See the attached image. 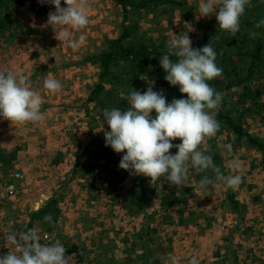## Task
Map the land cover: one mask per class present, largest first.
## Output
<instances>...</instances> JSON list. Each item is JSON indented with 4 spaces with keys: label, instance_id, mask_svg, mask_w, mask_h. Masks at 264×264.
I'll return each mask as SVG.
<instances>
[{
    "label": "rangeland",
    "instance_id": "1",
    "mask_svg": "<svg viewBox=\"0 0 264 264\" xmlns=\"http://www.w3.org/2000/svg\"><path fill=\"white\" fill-rule=\"evenodd\" d=\"M87 2L90 22L84 29L74 30L75 34L71 36L72 39H83L84 43L78 49L70 50L68 54L75 58L69 62L63 53L54 51L57 62L51 65L52 69V66L71 63L62 77H70L71 73L74 77L58 79L62 88L55 93L45 89L42 82L43 118L38 122L42 129L33 138L34 147L30 150L35 154L33 160L22 159L16 162L17 165L9 160L5 162L6 166L24 173L22 197L2 205L9 224L19 233L31 228H36L41 237L48 233L53 237V243L63 244L66 250H71L74 245L83 247L84 261L88 264H144L146 260L149 264H188L192 257L198 264H264V156L246 146L245 140L237 144L234 134L217 132L214 137L205 138L200 148L213 158L218 155L216 165L225 175L236 174L227 162L233 156L239 159L242 183L235 189L216 182L211 191L201 190L200 176L213 177L214 173L211 170L196 173L189 169L184 184L179 187L170 186L163 180L153 184L148 181L142 199L141 193L135 192L140 200V206L136 208L135 204L126 201L133 196L128 181L118 183L112 175L108 178L104 172L106 162L94 158L95 151L86 157L93 164L85 171L87 177L81 178L79 171L74 173L77 162L81 161L79 151L92 143V149L99 148L105 142L102 130H109L107 124H103V108L88 100L99 81L100 69L88 63L87 57L103 50L105 41L120 33L124 19L123 10L112 0ZM199 2L186 0L168 19L163 17L159 24L150 23L149 37L162 42L166 51V42L174 34H189L192 46L197 45L208 33L218 30L214 15L200 18ZM64 6L62 0L61 7ZM54 11L53 6L48 12L36 13L46 19ZM49 36V41H53L52 35ZM162 52L161 56L165 54ZM232 56L236 57V54ZM259 75L254 84L255 88L261 86L263 93L259 98V114L255 113L257 108L245 112L238 107L239 97L234 95L222 99V110L232 111L234 120L245 131L264 139V68ZM45 105L51 110L44 109ZM30 125L33 129L34 123H27L26 129ZM1 149L0 142V152ZM112 182L117 183L113 198L118 197L120 203L110 209L106 203L112 200L108 195L114 193ZM151 193L165 197L173 205L166 202L162 205L163 199H148ZM233 201L238 203L237 208H233ZM45 216H51V221L44 220Z\"/></svg>",
    "mask_w": 264,
    "mask_h": 264
},
{
    "label": "clouds",
    "instance_id": "2",
    "mask_svg": "<svg viewBox=\"0 0 264 264\" xmlns=\"http://www.w3.org/2000/svg\"><path fill=\"white\" fill-rule=\"evenodd\" d=\"M38 0L51 4L55 11L48 15L54 37L59 42L76 50L83 39H72L71 30L79 31L89 24L87 0ZM251 0H200V18L216 17L218 28L235 36L240 31V20L250 6ZM264 25L261 19L257 27ZM167 53L160 58L164 79L178 87L181 98L170 102L162 90H154L155 81L143 92L133 89L129 93L127 109L120 107L105 109L103 124L105 146L122 154L119 168L130 175L143 176L153 184L163 180L170 186L184 184L189 169L196 173L211 170L213 177L201 175L198 185L201 190L211 191V186L222 182L235 189L242 183L239 174L241 162L232 157L228 167L236 174L225 175L214 163L213 157L201 150L205 138L214 137L220 127L215 118L222 103V94L210 86L209 81L222 75L216 63L217 53L209 42L201 48H193L189 34L175 35L167 42ZM171 57H175L173 60ZM43 87L55 93L62 84L55 78L45 77ZM42 97L31 82L12 71H0V119L25 125L38 123L43 118ZM153 112L155 115H153ZM179 139L180 143L173 141ZM175 148L173 153L170 150ZM51 216L44 220L51 221ZM6 242L10 246L7 254L0 255V264H69L66 249L61 243H41L36 228L17 236L9 233ZM188 264H198L192 257Z\"/></svg>",
    "mask_w": 264,
    "mask_h": 264
},
{
    "label": "trees",
    "instance_id": "3",
    "mask_svg": "<svg viewBox=\"0 0 264 264\" xmlns=\"http://www.w3.org/2000/svg\"><path fill=\"white\" fill-rule=\"evenodd\" d=\"M112 1L115 5L121 7L124 19L120 25V33L113 39L105 41L103 50L87 58L88 63L100 69L98 74L99 81L92 89L88 100L96 102L98 106L103 108L102 112L113 107H120V110H126L129 93L133 89L141 92L145 91L149 86V81H155L154 90H162L167 100L168 96L170 97L169 102L173 98H181L182 94L179 92L178 87L169 85L164 79L165 73L160 66V59L156 58L162 55V50L165 54L167 53L165 50L166 46L154 37H149L148 33L151 32L148 30V26L153 22H158L157 24H159L163 17L168 19L174 10L177 11L183 7L186 0ZM30 5L34 10L33 4ZM182 11L186 12L185 9ZM7 18L0 20V28L1 25L6 24ZM261 19H264V0H251L250 6L246 7V11L241 17L240 31L235 36L218 28L213 33H208L201 42L193 46V48L198 49L210 42L216 51V63L222 69V75L209 81V84L222 94V99L228 95L239 97L236 101L238 102L236 104L238 107H241L245 112H251L254 108H257L255 112L257 114H259L261 107L259 98L263 97L261 86L257 85L258 88H255L256 85H254L257 83L260 77L259 74L264 68V25L257 27ZM2 22L5 23L2 24ZM252 34H256L255 38L252 37ZM228 45L230 46L227 47ZM227 49H231L230 52ZM233 54H236V57H233ZM171 58L175 59V57ZM223 107L224 105L221 103L216 111L215 118L220 124L218 132L234 134L237 144H242L243 140H245L246 146L255 148L257 151L262 152L264 156V139H260L245 131L241 124L234 120L231 114L232 111L224 112L222 110ZM153 115H155L154 112ZM173 143L178 144L180 140L176 139ZM92 146L93 143L79 151L81 161L77 162V170H74V173L79 171L81 178L87 177L85 171H88L93 164L86 157L92 154V151H95L94 158L97 157L99 161L106 162L105 169L107 170H104V172L107 173L108 178L112 175L114 177L113 180L118 181V183L128 181L129 186L132 188L133 196L126 198V201L135 204L136 208L140 206L138 205L140 200H138L139 198L136 197V194L141 193L142 199V191L148 189L147 183L150 179L143 176L130 175L129 172L120 169L119 162L122 154H117L110 147H106L105 142L100 144L97 149H92ZM78 147H81L80 143H78ZM170 151L174 153L176 149L172 148ZM94 158H91V160ZM0 159L6 166L5 162L7 160L1 152ZM213 160L214 163L216 162L215 164L219 163L218 155H215ZM88 162L91 165H88ZM6 167H8V172L15 171L10 166ZM96 179L98 177H95ZM110 185L115 189L112 190L114 193H108V195L111 197L110 199H115L113 197L117 183L112 182ZM155 198L157 200L163 199L162 205L165 202L173 205V202H169L165 197L159 198L155 193H151L148 199L154 201L156 200ZM116 199L119 200L118 197ZM231 199L233 198L231 197ZM233 202V208H237L238 203L236 201ZM71 251L76 252L82 260L86 258L83 247L74 245Z\"/></svg>",
    "mask_w": 264,
    "mask_h": 264
},
{
    "label": "crops",
    "instance_id": "4",
    "mask_svg": "<svg viewBox=\"0 0 264 264\" xmlns=\"http://www.w3.org/2000/svg\"><path fill=\"white\" fill-rule=\"evenodd\" d=\"M6 17H8L6 24L2 22L4 25H1L0 28V71H12L17 75L26 77L31 82V86L40 94L42 93V82L45 77L57 80H63V78L64 80H71L74 77L73 73L70 74V77H62L66 74L63 71L70 68L71 63L67 62L72 57L75 58L74 55L70 57L68 54L71 48L66 45V42H59L55 39L53 29L47 24L48 18L43 19L41 15H38L33 10L29 0H0V20ZM42 21L45 23L43 24ZM75 32L70 29L71 36ZM49 34L52 35L53 41H49ZM54 51L63 53L67 62L63 66H52L51 69V65L57 62ZM43 108L47 111L51 110L48 105ZM26 125H18L6 119H0L1 154L6 160L12 161L11 163L15 165H17L16 162L22 159L25 161L33 160L35 155L30 150L34 147L33 138L36 134L41 133L42 127L40 123H37V125L34 123L33 129H31V125L26 129ZM112 200H108V203H106L110 206V209L119 206L120 203V200L116 198ZM123 202L124 204L127 203L126 201ZM116 216H118L117 213ZM144 225L142 224V226ZM102 243H104V240ZM90 254L88 250V255ZM145 254L147 255V252ZM212 258L213 261L214 255ZM144 264L149 263L146 260Z\"/></svg>",
    "mask_w": 264,
    "mask_h": 264
},
{
    "label": "built area",
    "instance_id": "5",
    "mask_svg": "<svg viewBox=\"0 0 264 264\" xmlns=\"http://www.w3.org/2000/svg\"><path fill=\"white\" fill-rule=\"evenodd\" d=\"M29 3L33 4L34 11L38 13L48 12L53 7L51 4L38 3V0H29ZM23 180V172H8V167H6L4 162L0 159V255L7 254L10 250V246L6 242L7 234L15 233L17 236L20 234L9 224L8 218L2 209V205L22 197L24 192ZM41 243L51 244L53 243V237L45 233L41 237ZM66 255L68 256L69 264H88L70 249L66 250Z\"/></svg>",
    "mask_w": 264,
    "mask_h": 264
}]
</instances>
